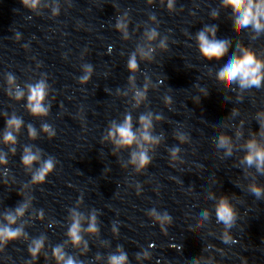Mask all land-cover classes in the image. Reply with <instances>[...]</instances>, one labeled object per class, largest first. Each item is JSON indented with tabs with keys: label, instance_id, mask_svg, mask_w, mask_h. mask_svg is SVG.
Here are the masks:
<instances>
[{
	"label": "clouds",
	"instance_id": "1",
	"mask_svg": "<svg viewBox=\"0 0 264 264\" xmlns=\"http://www.w3.org/2000/svg\"><path fill=\"white\" fill-rule=\"evenodd\" d=\"M24 7L34 9L38 0H21ZM169 10H173V0H168L167 5ZM221 8L231 10V21L234 31L241 36V38L251 36V39L256 41L264 38V0H222ZM55 14H59V10H55ZM219 18L218 11L211 12V19L217 20ZM121 24L119 21L116 23V29L119 30ZM218 26L215 24L205 25L201 30L195 34V43L197 45L200 56L206 61H220L229 53L232 48V41L230 39L217 38ZM153 36L158 33L153 30ZM163 45V41L161 42ZM166 47V45H164ZM129 72L138 69L136 56H130L127 62ZM83 75L80 77L79 82L87 83L93 73L91 65L85 64L83 66ZM8 82L14 85L15 95L7 93L11 99L19 102L26 99V110L33 117H46L49 114L50 105L47 101L49 95V85L46 80H38L35 83L28 84L27 92L16 84V78L12 74H8ZM134 79L133 76L129 80ZM215 79L219 84L224 85L227 91H235L239 89L241 92L260 89L264 86V59L258 58L256 53L246 46H239L236 48L228 61L220 67L215 74ZM135 95L137 97L144 95L141 90H137ZM235 111V109H233ZM161 119V117H157ZM139 127L134 130L132 123V116L125 114L122 122L113 121L108 126L107 136L102 138V143L107 140L110 141L116 149L124 148L129 149L130 159L129 163L132 164L137 171L146 169L152 162V157L148 154V149L144 147L148 145H158L160 138L152 134V120L151 114L140 115L138 119ZM260 128L258 132H253L251 137L246 141L244 147L246 149L243 156V163L248 167L255 166L257 172L264 173V144L260 143L256 136L260 134V130L264 129V122H259ZM24 126L22 118L11 115L6 116L5 129L3 131L2 141L6 145H15L17 143V136ZM41 131L47 134L49 139L55 137V130L51 125L44 123L41 125ZM27 132L30 139L37 138L36 128L29 124ZM181 143L185 141L184 136H177ZM217 148H224L225 156L231 157L232 149L230 146V138L221 135L217 141ZM9 151L15 155V148H9ZM179 148L171 149V155L175 156L179 153ZM40 149L33 151L31 147L25 146L22 156V165L31 171V181L33 185H41L45 183L46 178L55 169L57 161L54 157L49 156L47 159H42ZM6 155L0 163L7 164ZM38 165V167H34ZM250 192L257 198L264 194V187L254 185L250 188ZM27 206L20 204L14 209H10L4 214L3 223H0V246L7 245L9 242L16 241L22 237H26L27 233L24 232L22 227H17L16 222L18 217H22L26 211ZM149 216L161 224L164 221L171 222V217L165 212L158 213L155 209L149 212ZM236 213L229 203L227 196H221L215 208V222L217 229L222 233V241L228 243L231 240L230 229L233 226ZM207 217L205 216V219ZM82 214L75 209L71 212V223L67 230V238L73 247H78L81 242L87 248V241L84 240L83 232L89 234H96L99 232L96 223V216L89 215L87 218V228L82 224ZM112 231L117 233L118 230L113 226ZM45 246V237L40 236L33 238L28 246V253L33 260H36ZM140 255H137L139 258ZM52 258L56 264H76L73 256L65 252L63 244L56 245L52 248ZM108 264H129L128 255L122 247H117V251L108 256Z\"/></svg>",
	"mask_w": 264,
	"mask_h": 264
}]
</instances>
